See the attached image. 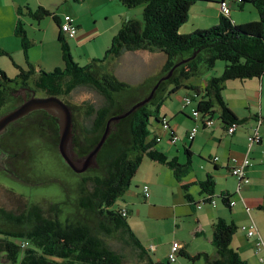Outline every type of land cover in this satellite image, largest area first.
<instances>
[{
	"label": "trees",
	"instance_id": "trees-1",
	"mask_svg": "<svg viewBox=\"0 0 264 264\" xmlns=\"http://www.w3.org/2000/svg\"><path fill=\"white\" fill-rule=\"evenodd\" d=\"M120 1L130 9L144 6L143 19L126 21L102 58L93 59L81 67L74 61L66 39L61 36L63 68H57L53 72L43 69L37 72L32 64H28V70L15 65L20 70L15 81L10 80L0 68V112L11 101L13 82L19 87L29 88L32 80L37 90L60 98L67 97L78 87L85 86L96 90L106 99L105 105L100 108L87 105L85 112L86 119L93 118L91 128L85 129V132L88 135H100L113 117L117 97L124 94L135 95L137 101L132 106L136 105L145 100L157 83L179 64L173 76L161 83L153 99L131 114L130 145L119 146L108 155L104 175L83 179L76 201L84 213V221L69 219L64 215L60 204H52L49 211H46L39 204L29 206L26 203L25 210L18 215L0 210L6 220V227H0V256L6 263L126 264L124 256L107 245L102 238L115 234H118L126 245L134 248L141 258L147 259L148 264L172 263L170 258L168 263H165L154 261L150 257L148 250L129 225L128 208L117 203L130 189L145 157L169 166L178 179L191 169L193 160L189 150H186L187 162L180 164L177 158H169L158 149L162 138L156 132L152 135L149 130L151 120H156L155 128L157 125L163 127L166 116H161L160 113L167 100L166 94L177 93L186 87L183 80L199 77L204 72L213 70L218 61H223L226 63L223 74L209 79L204 88L190 86L194 94L189 97L191 104H196L193 115L197 113L198 117H194H202L205 121L215 120L218 115L219 121L228 129L233 124H239L241 120L236 117L223 97L225 84L228 81H246L264 76V0H235L242 8L248 4L255 7L259 15L255 22L239 25L231 18V14L221 13L217 25L189 34H183L181 28L188 22L191 8L202 0ZM50 15V12L43 8L31 12V16L36 20ZM18 35L27 58L33 45L32 41L22 26L18 29ZM135 51L161 52L167 57L160 75L147 80L139 88L121 81L109 68L126 52ZM1 56L9 55L0 48ZM193 56V59L186 62ZM171 85L173 89L167 92V87ZM169 133L171 139L175 133ZM89 182L92 184L91 188L88 187ZM214 187L213 177H208L201 183L202 192L206 194L202 202L211 203L214 200ZM220 198L228 207L232 206L231 195L223 194ZM198 205L199 203L197 207ZM124 210L127 211L125 216ZM89 222H94L97 227H91ZM237 231L235 223L222 218L216 220L211 241L216 256L207 257L206 264H248L232 247ZM178 254L192 261H197L200 257L199 254L191 258L185 252L181 253V248L176 256Z\"/></svg>",
	"mask_w": 264,
	"mask_h": 264
},
{
	"label": "crops",
	"instance_id": "crops-1",
	"mask_svg": "<svg viewBox=\"0 0 264 264\" xmlns=\"http://www.w3.org/2000/svg\"><path fill=\"white\" fill-rule=\"evenodd\" d=\"M224 1L229 3L231 18L236 24H246L259 19L257 10L251 4L242 8L241 4L235 0H202L191 8L189 20L183 25L181 32L189 34L217 25L221 18L220 5ZM40 8L49 11L51 15L42 20L34 19L31 12H36ZM134 9L127 8L120 0H0V48L11 57L14 65H18L14 60L17 56L16 60H18L20 68L26 66L25 62L27 65L32 64L34 66L35 64L42 69L48 68L51 62H54L53 68H63L64 62L60 43L62 36L66 39L77 63L79 62V65L80 62L89 64L93 59H100L101 56L105 55L114 37L126 21L139 19L143 10ZM45 19H51L57 24V32L54 31L52 34L56 37L61 51L59 50L52 58L49 56V58L43 59H35V52L33 51L31 55L28 52L26 58L18 29L22 26L29 38L31 28L40 27L41 22ZM66 22H71L77 27V33L73 39H69L62 32V25ZM38 42H41L42 45L44 40L37 38L32 44L37 45ZM21 61L24 62L21 63ZM117 61L119 63L124 61L129 69L141 67L138 69L140 72L134 78L127 75L122 78L116 69L112 71L121 81L131 86H140L147 80L160 75L167 57L161 52L135 51L126 52ZM1 64L0 66H2ZM14 68L16 67L14 66ZM193 83H186L183 80V84L186 86L183 88L188 90H191L190 86L204 88L207 81L203 85ZM168 90H170V86L167 87ZM192 94L194 93H187L185 98ZM223 97L236 117L241 120L234 133L228 134L221 121H219L218 126H216L215 121L213 126L207 127L204 125L202 117H193L186 110L188 108H191L190 112L195 110V103L184 110H182L181 104L179 114L184 116V120L182 119L178 123L171 122L172 119L168 113H165L164 116L169 121V130L174 131L180 139L179 143L176 142L173 145L170 133L168 137H165L166 131L157 125L155 132L162 138L161 148L158 149L169 158H177L180 164L187 162L186 150H189L193 160L191 169L181 179H178L169 166L145 157L134 178L137 179L143 171L139 180L141 185H138L135 190L130 191L129 189L126 192L125 195L128 199H125L126 204L121 206L128 208L129 218H131L130 221L128 219L129 225L139 239L141 236L135 229L139 225L133 223L134 215L132 213L141 215L144 209L153 210L152 208H155L161 217L153 216L154 220L163 217L165 220L168 218L184 220L186 224L185 218H189V222L194 225L192 235L196 238L195 246L188 247L185 242L175 243L180 245L181 253L185 252L191 258L200 254L198 260L205 259L204 264H206L207 257L214 258L216 256V250H212L203 243V241L207 242L208 240L212 244L213 225L216 220L222 218L228 222H233L238 227V231L233 238L232 247L248 264H264V254H257L255 239L249 238L242 229L243 226L255 224L259 234L264 238V76L260 79L246 81H228L225 84ZM194 127H198V133L195 138L190 139L189 133ZM257 127H259L261 134V142L256 146H250L248 138ZM158 130L160 133L157 132ZM176 144L183 145L184 159L181 154L179 155L180 150L178 148L176 151L178 154H173V146ZM195 157L199 159L195 161ZM246 157L251 159L252 165L247 168L245 180L232 176V161L236 159L241 162ZM217 158L218 160H216ZM208 177H213L215 180L214 193L216 197L214 200L216 205L214 206L209 202L205 203L202 208H198L197 203L202 202L206 197V194L202 192L201 183L205 182ZM144 184L152 186L153 193L150 199L144 198L142 192ZM157 185L159 186L157 187ZM163 188L172 190V196L175 197L173 204H163L162 199L163 196L165 198V192L158 190ZM223 194L231 195L230 201L235 202V205L228 207L220 198ZM216 198L221 199L225 208L219 206ZM142 202L148 203L143 207L140 206ZM128 203L132 205L133 209L127 206ZM139 206L140 210L137 211ZM162 208H169L170 213L168 215L161 214ZM247 208L250 210L248 211ZM141 232L145 238L153 242L148 233ZM202 235L205 237L204 240L201 238ZM140 241L142 242L141 239ZM144 245L147 246V244ZM150 246L152 250L157 248V245ZM171 249L172 247L168 255L171 254ZM166 258L168 260V257Z\"/></svg>",
	"mask_w": 264,
	"mask_h": 264
},
{
	"label": "rangeland",
	"instance_id": "rangeland-1",
	"mask_svg": "<svg viewBox=\"0 0 264 264\" xmlns=\"http://www.w3.org/2000/svg\"><path fill=\"white\" fill-rule=\"evenodd\" d=\"M136 8L141 11L144 10V6H139ZM139 19H143V12L142 15L139 16ZM56 26L57 24H55L51 19H45L41 22L40 27L37 26V28H31L29 39L32 41V43L35 42L37 38L44 40L42 45L41 42H38L37 45H33L32 48L29 49L30 55L33 51L35 52V59L49 58V56L52 58L54 54L56 55V53L59 52V43L56 37L52 34L54 31L57 32ZM102 57L103 56H101V58ZM16 58L17 56H15L14 59L15 63L19 65V62L16 60ZM12 61L13 60L9 56H1L0 64L2 63V66H0V68L5 71L10 80L15 81L20 73V70L14 68L15 65ZM74 61L77 63V60L74 59ZM22 62L24 61H21V63ZM25 64L26 66H22V68L28 70L29 66L26 62ZM53 65L54 62H51L48 68H44L45 70H43L46 72H53L55 70ZM86 65L87 64L84 62H80L81 67ZM225 65V62L218 61L216 67L213 70L206 71L199 77L191 78V81H185L186 83L194 82L197 85H203V83L212 77L221 76L225 70ZM34 67L37 69V72L42 69L41 67L39 68L38 66H35V64ZM109 68L111 71L116 69L118 75L122 78H125L124 75L134 78L140 72L138 69L141 67L137 69L131 67L129 69L128 65L124 64V61H121V63L117 61L113 63V65L111 64ZM30 85L31 87L28 89H30V91H36V96L38 98L46 96L44 92L34 88L32 80L30 81ZM133 87L139 88V86ZM11 88V101L1 110L0 117L21 105L25 99H29L31 97L32 92H30L29 98L25 97L23 94H19L20 90L16 82L11 84ZM172 89L173 86L171 85L170 90L168 91H171ZM189 92L193 91L183 88L173 95H169L170 92H168L166 94L167 100L161 108L160 115L164 116L165 113H168L169 117L172 119L171 122L174 121L178 123L180 120H184V116L179 114V111L181 109V104L185 100L184 98ZM21 95L24 97L22 98ZM182 98L183 100L181 101ZM61 99L68 105L73 116V157L78 161L84 160L98 146L106 131V129H104L103 133L100 135H88L85 132V129L91 128L93 121V118H85L87 105L100 108L105 105L106 99L96 90L85 86L78 87L69 96L62 97ZM135 101H137L135 95L133 96L130 94H124L117 97L116 107L112 112V116L118 117L126 114L133 107L132 105L135 103ZM190 110L191 108H188L186 111L191 113V115L194 117L193 111L190 112ZM130 116L131 115L111 122L106 140L96 155L94 164L85 174L75 173L65 163L58 151L61 139L60 120L58 117L51 115L45 110H38L10 125L6 132L0 136V210L18 215L23 210H25L26 203L29 206L32 204H39L46 211H49V207L52 206V204H60L64 209V215L69 219L84 221V213L78 207L76 201L79 195L80 184L84 178H89L94 175H104L106 173V158H108V155L115 151L119 146L126 147L130 145ZM215 121L216 126H218V115L215 117ZM155 125L156 120L152 119L151 126L149 127L152 135L156 131ZM165 131L166 134L164 136L168 137L170 130ZM157 132L160 133V130ZM158 148H161V146L158 145ZM177 148L180 150L179 155L181 154V157L184 159L185 156L183 145L176 144L173 146V154H178L176 152ZM198 159V157H195V161ZM4 169L7 172H5ZM142 174L143 171H141L140 175ZM140 175L137 179L132 181L130 191L135 190L138 185H141V182L139 181ZM144 185L142 186V192ZM91 186L92 184L89 182L88 187L91 188ZM148 186L150 187V185ZM158 186L159 185H157V187ZM158 190H164L165 192V198L163 196L162 199L164 205L165 203L173 204L175 197L172 196L171 189L163 188ZM150 191L152 194V186L150 187ZM125 199H128L127 195L119 198L117 201L118 205L126 204L124 202ZM216 200L219 202V206L225 208L221 202V199L216 198ZM147 203L148 202H142L140 206L145 207ZM127 206L133 209L130 203H128ZM140 206L137 208V211L140 210ZM152 209L153 210L144 209L141 212V215H137V213L132 214L134 215L133 223H135V225H139L135 228L136 232L141 236L140 239L142 240L143 245L147 244V246L144 245V247H146L154 261H163L168 263L166 257L169 259L170 255H168V252L175 242H185L188 247L195 246L196 242L194 241L196 238H194V235H192V228L194 225L189 222V218H185L187 221L186 224L184 220H174L170 218L165 220L163 217L159 218V220H154L153 216L161 217V215L158 214V211H156L155 208ZM160 212L161 214L165 213L167 215L170 213L169 208H162ZM130 219L131 218H129V221ZM5 222V218L0 212L1 228L6 227ZM89 224L93 228L97 227L94 222H89ZM185 225L186 227H184ZM141 231L148 233V236L153 239V242H150L151 240L145 238ZM102 238L107 245L124 256L126 264H148L147 259L141 258L139 253L131 246L126 245L120 239L118 234H115L112 237L102 236ZM142 238L145 240L143 241ZM201 238L204 240V235H202ZM203 243L205 246H209L215 251V248L208 240L207 242L203 241ZM150 245H157V248L152 250ZM204 263L205 259L192 261L191 259H186L185 257H182L180 254H178L177 260L170 264ZM0 264L9 263L4 262L0 256Z\"/></svg>",
	"mask_w": 264,
	"mask_h": 264
},
{
	"label": "water",
	"instance_id": "water-1",
	"mask_svg": "<svg viewBox=\"0 0 264 264\" xmlns=\"http://www.w3.org/2000/svg\"><path fill=\"white\" fill-rule=\"evenodd\" d=\"M189 58L186 60L190 61L193 59ZM179 65V64H178ZM176 65L171 72L163 77L155 86V88L152 90L150 95L143 101L137 103L134 105L126 114L118 117H112L108 123L106 131L98 144V146L90 153V155L85 158L84 160L78 161L73 157L72 153V141H73V116L70 108L68 105L58 96H47L38 98L36 96V91H32V96L29 99H25L21 105L16 107L15 109L11 110L10 112L4 114L0 117V136L3 135L7 128L12 125L13 123L19 121L20 119L28 116L32 112L38 111V110H45L51 115H54L59 118L60 120V143L58 151L65 161V163L77 174H85L88 172V170L92 167L94 164V159L98 152L100 151L101 147L104 144V141L106 140L107 133L109 130V126L112 121L123 119L134 112H136L140 107L144 106L145 104L149 103L157 89L160 87L161 83L169 80L176 68L178 67ZM25 90V89H24Z\"/></svg>",
	"mask_w": 264,
	"mask_h": 264
},
{
	"label": "built area",
	"instance_id": "built-area-1",
	"mask_svg": "<svg viewBox=\"0 0 264 264\" xmlns=\"http://www.w3.org/2000/svg\"><path fill=\"white\" fill-rule=\"evenodd\" d=\"M238 1H242V0H238ZM220 11L222 14L225 15H230V6L229 3L224 1L221 3L220 5ZM62 32L67 35V37L69 38H75L76 33H77V27L74 26L71 22H66L65 24L62 25ZM191 104V99L190 97L185 98V100L182 103V108L185 109L187 106H189ZM194 115L196 117H198L197 113H194ZM167 119L164 121L163 124V129L164 130H169L170 126L169 123H167ZM215 123L214 119H205L204 124L207 127H211L213 126ZM238 124H233L232 126H230L227 129L228 134H232L234 133V131L236 130ZM198 133V127H194L191 132L189 133V138L193 139L195 138V136ZM179 136L177 134H174V136L171 138V142L172 143H176L179 141ZM249 140V144L250 146H256L261 142V134L259 131V127L255 128L253 130V132L251 133V135L248 138ZM218 160V158L216 159ZM233 168L231 169V175L235 176L241 180H245L246 178V173H247V168H249L252 163H251V159H249V157H246L244 160H242L241 162H238V160L234 159L233 161ZM143 194L144 197L146 199H150L151 197V191H150V187L148 185H144L143 187ZM204 202H200L198 205V208H202V206L204 205ZM212 205H216L215 200L211 201ZM231 205H235V202H231ZM247 210L249 211L250 209L247 208ZM127 214V211L124 210L123 211V215L125 216ZM242 229L247 233V236L249 238H254L255 239V243H256V251L257 254H264V238L259 234L257 227L255 226V224H252L250 226H243ZM25 245V244H23ZM180 246L175 243L172 249V254L170 255V261L171 262H175L176 261V254L179 251ZM264 257V256H263Z\"/></svg>",
	"mask_w": 264,
	"mask_h": 264
},
{
	"label": "flooded vegetation",
	"instance_id": "flooded-vegetation-1",
	"mask_svg": "<svg viewBox=\"0 0 264 264\" xmlns=\"http://www.w3.org/2000/svg\"><path fill=\"white\" fill-rule=\"evenodd\" d=\"M25 89V90H24ZM20 90V91H19ZM19 94H23L25 97H28L29 98V94H30V92H32L33 90H31L30 91V89H28V88H24V87H19ZM23 95H21L22 96V98L24 97ZM31 96H32V93H31ZM48 95H46V96H44V97H47ZM5 170V169H4ZM5 172H7L6 170H5Z\"/></svg>",
	"mask_w": 264,
	"mask_h": 264
}]
</instances>
